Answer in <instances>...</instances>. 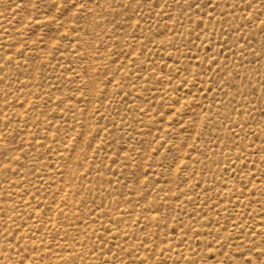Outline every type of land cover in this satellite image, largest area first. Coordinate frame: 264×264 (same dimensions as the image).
I'll use <instances>...</instances> for the list:
<instances>
[{"label":"rangeland","instance_id":"1","mask_svg":"<svg viewBox=\"0 0 264 264\" xmlns=\"http://www.w3.org/2000/svg\"><path fill=\"white\" fill-rule=\"evenodd\" d=\"M0 249L264 264V0H0Z\"/></svg>","mask_w":264,"mask_h":264},{"label":"bare ground","instance_id":"2","mask_svg":"<svg viewBox=\"0 0 264 264\" xmlns=\"http://www.w3.org/2000/svg\"><path fill=\"white\" fill-rule=\"evenodd\" d=\"M97 83V82H96ZM92 86V85H91ZM48 132V131H47ZM80 151V150H79ZM67 154V153H66ZM69 158V157H68ZM78 159V158H77ZM76 159V160H77ZM74 165V164H73ZM68 166V165H67ZM67 169V168H66ZM76 179V178H75ZM72 181V180H71ZM66 199V198H65ZM64 211V210H63ZM25 212V211H24ZM65 235V234H64ZM1 250V249H0ZM3 257V256H2ZM7 259V258H6ZM7 263V262H6Z\"/></svg>","mask_w":264,"mask_h":264}]
</instances>
